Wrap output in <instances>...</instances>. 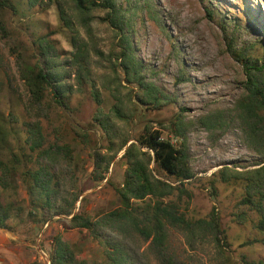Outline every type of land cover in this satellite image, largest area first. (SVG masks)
<instances>
[{
    "label": "rangeland",
    "instance_id": "1",
    "mask_svg": "<svg viewBox=\"0 0 264 264\" xmlns=\"http://www.w3.org/2000/svg\"><path fill=\"white\" fill-rule=\"evenodd\" d=\"M59 1L82 44L84 67L76 63L73 33L64 27L56 5L45 3L30 12L28 18L15 16L9 9L0 10V21L8 31L7 35L0 31V112L8 124L10 114L15 115L9 126H16L20 133L32 121L23 106L26 88L18 67L19 51H26L35 62L32 39L48 36L60 55L58 66L67 74L65 83L72 87V94L68 111L56 106L51 96L46 97L49 119L43 120L44 133L48 144H69L80 161L76 177L83 193L76 212L82 210L96 218L116 209V189L123 184L127 167L122 159L125 151H120L124 142L129 141L128 146L137 143L148 126L179 147L183 138L178 135L177 125L183 121L184 145L195 174L186 182L194 195L188 217L208 218L215 208L226 230L228 247L223 252L211 244L193 247L185 237L177 235L173 238L174 249L187 264L264 262V232L255 228L258 216L241 205L244 185L224 184L215 177L224 167L240 172L253 169L259 155L233 127L211 133L198 122L208 114L231 110L243 97L248 81L244 67L247 61L264 64V0H152L156 17L146 11L135 16L136 55L152 70L146 81L155 84L169 100L159 108L143 104L138 87L125 81L118 60L123 45L117 31L106 21V11H93L88 24L74 10L71 0ZM120 1L126 4L129 0ZM83 75L85 79L79 81ZM95 92L100 102L94 99ZM116 105L126 117L115 115ZM99 114L110 119L107 125L112 126L111 135H105L95 120ZM72 126L81 129L77 133ZM96 151L104 161L101 174L112 160L103 182L92 176ZM22 196L26 197L24 191ZM59 218L38 225L25 217L12 223L16 232L0 230V264H51L50 254L58 235L77 245L81 260L102 262L103 249L98 242L84 239L79 230L66 229L68 224ZM145 248L143 245L142 251ZM149 261L158 264L152 257Z\"/></svg>",
    "mask_w": 264,
    "mask_h": 264
},
{
    "label": "trees",
    "instance_id": "2",
    "mask_svg": "<svg viewBox=\"0 0 264 264\" xmlns=\"http://www.w3.org/2000/svg\"><path fill=\"white\" fill-rule=\"evenodd\" d=\"M71 1L74 10L88 24L93 11H106V21L117 31L123 45L118 60L125 81L138 87L140 101L154 108L169 101L155 84L146 81L152 70L137 57L133 42L135 16L143 11L151 17L157 16L152 0H129L126 4L120 0ZM45 3L57 6L64 27L73 33L76 63L80 68L84 67L82 44L59 0H0V10L9 9L15 16L28 18L30 12ZM208 12L209 16L213 15L212 11ZM0 31L8 34L3 21H0ZM32 46L35 62L21 50L18 62L26 88L24 111L32 121L27 122L25 131L20 133L16 126H9L16 119L15 115L10 114L8 124L0 112V230L16 232L12 223L21 222L25 217L38 225H46L53 218L60 217L58 221L68 224L66 229L79 230L84 239L98 242L103 249L102 262L88 263L78 257L77 245L58 235L50 254L51 264H150L149 257L158 264H187L173 247V238L177 235L185 237L193 247L211 244L221 252L225 251L227 234L215 208L208 218L188 217L194 195L186 182L195 174L190 169L184 145L183 121L177 125L178 135L183 138L179 147L164 139L160 131H153L148 126L137 143L128 146L129 141L124 142L120 151H125L122 159L127 167L124 182L116 189L119 201L116 209L96 218L82 210L76 212V204L83 193L78 189L76 177L80 161L69 144H48L43 126V120L49 119L46 97L51 96L56 106L68 111L71 109L72 87L65 83L67 74L59 69L57 60L60 55L49 37H33ZM180 66L185 81L182 61ZM244 67L248 71V81L243 97L231 110L208 114L198 122L211 133L233 127L241 132L248 147L259 155L253 169L240 172L224 167L215 177L224 184L244 185L241 205L257 214L255 228L264 232V64L258 66L247 61ZM84 79L83 75L79 81ZM2 92L1 84L0 104ZM93 96L100 102L98 93ZM114 113L126 117L119 105L114 107ZM95 120L105 135H111L112 126L107 125L109 118L99 114ZM72 128L77 133L81 129L79 126ZM93 158V180L103 182L112 160H108L105 172L101 174L104 161L100 160V153L94 152ZM143 245L146 246L144 251Z\"/></svg>",
    "mask_w": 264,
    "mask_h": 264
}]
</instances>
